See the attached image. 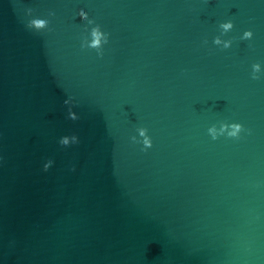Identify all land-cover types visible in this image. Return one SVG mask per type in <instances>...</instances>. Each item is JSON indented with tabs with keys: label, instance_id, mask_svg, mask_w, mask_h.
Instances as JSON below:
<instances>
[{
	"label": "water",
	"instance_id": "obj_1",
	"mask_svg": "<svg viewBox=\"0 0 264 264\" xmlns=\"http://www.w3.org/2000/svg\"><path fill=\"white\" fill-rule=\"evenodd\" d=\"M0 264H264V0H0Z\"/></svg>",
	"mask_w": 264,
	"mask_h": 264
},
{
	"label": "clouds",
	"instance_id": "obj_2",
	"mask_svg": "<svg viewBox=\"0 0 264 264\" xmlns=\"http://www.w3.org/2000/svg\"><path fill=\"white\" fill-rule=\"evenodd\" d=\"M80 12L83 13V9H81ZM32 23H35L37 27L44 26V20L31 21L30 22L31 26H32ZM232 27H233V22L231 20L224 21V22H222L220 24V28L223 31H227V30L231 29ZM92 34H93V36H96L97 38L91 39L88 42L89 46H91V47L97 46L98 47V45H100V40L98 38V34L95 33V31H93ZM252 35H253V33H252L251 30H245L243 32V37H245V38L251 37ZM213 42L216 43V44H223L224 47H228L230 45V43H231L230 40H221V38L219 36L215 37ZM252 69H253V75H255L256 73H258L261 70V64L258 63V62L254 63L252 65ZM65 103H69V100H65ZM68 116L71 117L72 119H76L77 118V113L75 111H72L71 108H70L69 111H68ZM231 127L233 129H235V131H233L231 134L232 135H236L238 133V131L240 130L241 125L239 123H234V124L231 125ZM212 128L209 129L210 132L212 131ZM145 131L146 130L144 128H140L139 129V133L143 137V144L145 146H150L151 145V141H150L149 137L145 135ZM133 139H135V137H133ZM77 140H78V137L75 134L71 135L70 138H69L68 135H63V136H61L59 138V143L63 144V145H68L69 143L76 142ZM52 163H53V161L49 157L45 161L44 167L48 168L50 165H52Z\"/></svg>",
	"mask_w": 264,
	"mask_h": 264
}]
</instances>
